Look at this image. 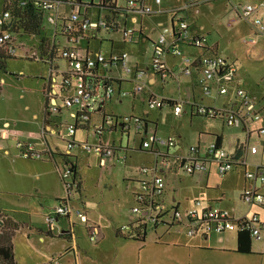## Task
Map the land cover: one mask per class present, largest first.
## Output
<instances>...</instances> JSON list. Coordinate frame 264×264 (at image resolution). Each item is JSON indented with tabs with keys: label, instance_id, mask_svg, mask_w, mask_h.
<instances>
[{
	"label": "crops",
	"instance_id": "obj_1",
	"mask_svg": "<svg viewBox=\"0 0 264 264\" xmlns=\"http://www.w3.org/2000/svg\"><path fill=\"white\" fill-rule=\"evenodd\" d=\"M198 1L199 0H196V3L191 5V0H169V2L165 1L164 3L161 0L160 4H157L155 0V10L151 9L153 14L150 16H142L136 12H129L125 16L118 18L117 22L120 24V29L117 32L109 30H88L82 34V38H80L79 42L76 44V48L80 49L82 52H87L91 55L97 53H103L106 55L107 53V57L128 54L130 57V65L134 68L146 71L142 93L136 95L131 94L133 100V103H131L132 110L135 109L134 103L136 102H140L146 107L143 111L145 117L135 116L133 114L121 116V113L113 112L120 110L119 107H125L127 105L129 97H123L121 93L124 91H130L133 88V82L127 79L120 65L111 66L108 71L100 68L99 72L101 74L100 77L103 85H113L116 93L110 99H101L99 101L98 105H100V108H97L96 112L93 113L89 125H85L86 127L81 126L76 131V134L73 137L74 141L77 143L84 142V139L78 135L79 130H84L86 132V143L89 139L90 130H94L97 134H99V129L97 128L103 124L106 116H129L133 118H142L146 121L143 138L149 137L152 134L157 136L159 120L152 117V113L155 111L159 112V115H162L166 113L172 114L173 111L174 115V110L172 106L169 105L164 106L161 109H150L147 106V100L152 96L169 100H183L184 107L181 116H174L180 119L183 115L189 114L191 118L190 123L193 124L194 118L204 117L195 113L196 109L202 106L216 110L235 111L239 113L244 112L240 101L235 96V88L239 87L244 89L252 97L255 103V112L262 115V119L260 121H254L252 118H246L242 125L230 127L226 124L225 119L221 117H204L216 120L215 122H219V127L215 128L209 127L206 124H199L198 134L196 136L190 137L189 139L183 138V144L181 147L179 143H176V146L173 149L165 151L170 156L169 166L163 167L162 159L154 155L152 160L153 165L150 168L142 167L150 169V174H141L140 170L142 168L139 170L141 176L125 174L126 180L130 183L129 185L127 184L125 188V193L126 196H128V199L124 200L125 210L122 215L117 214L116 211L103 212L101 209L95 211L86 210L87 204H85L84 199L79 203L85 204L86 209H84V211L75 210L70 201H67V203L70 204L75 211L86 213L89 224H93L99 228L97 241L95 243L88 241L87 243L81 239V235H79L77 230L81 227L78 224V219L76 218L77 216L75 213L67 216H61L56 222L54 231L50 232L47 227L46 231L38 229L36 234L40 236V242L43 247L53 246L55 240H62L64 243L61 247L64 253L59 254V256H57L58 254L52 256L49 254L47 259L32 256L30 253V264H62V258L68 260L69 263L71 255L73 256L75 264H135V261H137L138 264H149L147 263V255L144 256V258L142 257L144 249L146 248V242H149L150 240V242L154 241L157 244L161 241H158V238L162 239L163 237L168 236H174L172 243L179 249V251L176 252V254L180 257L177 258V260H179L177 264H264V227L262 228V235L259 240L252 238V252L250 254H240L236 252L238 248L239 233L237 231H224L222 233H218L215 229H212L206 233L199 232L197 235L190 237L184 227V231L179 230L175 235H167L169 233L166 232L171 229L170 227L164 226L167 229H160L159 227L161 226H157L150 228L152 229V234L150 236L148 234L146 235L144 243L133 240H124L119 238L116 234L117 229L130 224L131 210L136 206L135 192L139 189V183L143 180L149 179L153 174L162 176L165 180L166 189L162 200L164 205L167 208H170V210L175 209L181 213L183 208L184 211L187 212L196 207V202H201L202 208L205 207L229 211L235 218L257 215L261 223L264 224V202L262 205H247L242 200L243 191L253 184V182L247 180L246 172H255L260 167H264V135L260 132L264 129V79H256L254 80L255 83H252L248 79H244L235 64L233 62L230 63L227 58L221 54V39L214 38L212 31L207 29L204 24L194 26L192 23L193 18L191 17V12H193L195 16L202 15L200 6H198ZM252 1L254 2H251V0H227L228 5L227 8H225V11H223L221 21L224 18H227V24L229 23L230 25L238 22L239 20L231 22V20L235 19L238 15L237 10L234 9L237 5L251 3L259 8V6L264 3V0ZM117 4L119 6H123L126 4V0H123L121 3L117 0ZM144 5L149 8V1L144 0ZM214 7L215 4L210 3L209 8ZM174 10H179L180 14L177 15V18L182 16L184 21L188 24L189 36L191 38L205 37L207 39V45L205 48H197L190 43L182 42L179 44H172L171 42L168 45L163 58V70L155 71L152 68V56L162 27H171L174 31L178 29L177 19L170 13ZM3 11L4 0H2V12ZM71 11L72 9L70 6H64L61 12L63 18H67ZM2 12H0V14ZM89 13L95 15L97 11L91 9ZM261 15L264 17V8H259L251 19H261ZM152 19L153 26L149 24V21ZM45 24L46 25L42 32V38L47 39L50 45H56L59 43L64 46L66 44L65 38H63L58 31H56L55 27H51L47 23ZM219 26H223V23L219 22ZM249 26L251 25L249 24ZM124 28L134 29L139 32L138 37L133 43L126 42L124 40L121 32V29ZM46 30H49L51 33L50 36H48ZM253 32L255 33V31ZM118 33L121 35L123 43L120 48H117V39L114 36ZM31 38L35 39L39 37L32 36ZM39 41L40 38L37 42V48L39 46ZM103 42L110 43L111 47L109 52H104ZM14 44L16 46V38L14 39ZM132 46L138 47L139 49L134 52L131 50ZM175 47L182 52L183 56L189 57L192 61H194L195 65L192 67V74L190 76H186L182 72L184 68L188 67V65L184 62L183 57L173 55L172 51ZM143 52H145V56L142 54ZM210 54L221 56L228 64L234 65L237 69V77L234 83L229 87L227 94H219L215 86H212L211 94L206 95L203 88L199 84V79L202 77V73L201 69L197 65V62L203 56ZM47 55H49L48 52ZM30 56H27L26 58L30 60L33 57H38L39 53L34 52V54H32L31 57ZM255 60L259 61L260 58L256 56ZM54 64H56L53 67L54 69L59 68L60 70H64L67 67V64L66 66H62L60 64V60L56 61ZM51 72L52 70L49 66L50 76ZM252 84L257 86V89L254 91H251L250 88ZM102 91L104 90L102 89ZM54 93L56 96H60V100L63 104L65 91L60 90V88L55 90L52 89L50 96L53 97V95H55ZM51 101L52 104L55 102L56 105L58 104L56 99H52ZM64 108L69 114L70 120H72L71 113L73 109H68L65 106ZM26 109L29 111V106H26ZM62 112L63 111L60 107V111L52 112V115L48 119H45L44 111L41 118L35 113L27 119H18V122H21V124L25 126V129L22 130L12 128V119L0 114V127L9 125L8 130L10 132L7 139L0 138L1 159H9L13 156L15 144L18 148V143H32L35 151L43 154V158L39 160H42L40 162L46 166L44 169L48 171L47 177L50 182L47 186L49 188L52 184L56 188L60 187V183L58 184V175L60 182H62L61 173L64 172L66 168H69V164H66L65 160L60 155H69L70 165L75 164L77 166V172L79 173L78 159L82 152H84L80 147L69 151L68 134L65 137H60L61 133L57 128V123L54 121V116L57 117V114L61 115ZM70 123H66L65 126L67 127ZM17 124L18 123L15 125L17 126ZM105 133L107 134V137L105 142H103L102 135ZM131 133L124 132L120 125H114L111 128H103V131L100 133V144H110L115 150V158L110 161L105 168L101 167L102 171L109 170L110 174H113L115 168L119 166L117 163L121 164L122 161H126L127 164V161L133 157L132 153L128 151L127 147H124L122 143L123 136L125 135L129 138ZM178 133L179 132H176L174 128H172L171 131H168V134L162 135H164L163 137L176 136L174 138L177 142L178 138H182V135ZM117 134L120 135L118 145L116 143ZM134 134L137 135L136 133ZM218 138H220L219 147L230 153L234 160L243 162L244 164L237 166L233 171L224 176L218 175L216 173V168L213 165L210 171L205 175H189L191 178L184 179V174L186 173L180 170L178 159L188 155L190 150L194 147L199 149L200 156H206L208 146L212 143H216ZM58 140H62L66 143L65 149L61 147ZM140 140L142 142L141 137ZM254 149H256L255 152H253ZM140 150L143 151V149H141V145ZM121 151H124V153ZM19 152L21 154L20 149ZM85 152H92L91 159L94 161L97 160L100 165V158L95 151ZM16 163L17 162H14V164ZM53 179L54 182H51ZM109 185L110 189L113 190L114 184L110 182ZM256 186L264 195V185L256 183ZM81 192L82 187L79 189V193ZM54 197L55 199H58V201L63 200L58 194ZM185 199L188 201H185ZM114 201L116 208V204L120 202V199H114ZM192 201L195 206L192 205ZM61 204L64 203H59V205ZM186 212L181 214L184 215ZM21 224L23 228L24 224ZM81 224L88 237L85 224ZM27 225L32 230L31 226L29 224ZM63 235H65V237H61ZM44 236L49 237V240L46 241ZM51 257L52 260L48 262ZM152 264H164L159 261L158 253L155 254Z\"/></svg>",
	"mask_w": 264,
	"mask_h": 264
},
{
	"label": "built area",
	"instance_id": "obj_2",
	"mask_svg": "<svg viewBox=\"0 0 264 264\" xmlns=\"http://www.w3.org/2000/svg\"><path fill=\"white\" fill-rule=\"evenodd\" d=\"M102 0H37L36 6L39 11L43 13L45 23L51 27H55L56 31L65 38L66 44L59 45V57L67 64L66 69L51 68V76L49 82L51 89L62 88L66 94L63 98V104L68 109H73L71 113L72 123L67 125L68 133V150L72 151L74 148L80 147L83 151H95L100 158L101 167L105 168L115 158L114 148L108 145L98 144L97 146H90L87 143H77L73 137L77 131V122L79 126H85V123L91 120L93 113L96 112L99 101L102 99H110L115 93L113 85H103L101 77L100 81H91L88 79V73L99 65L103 70L108 71L111 66L120 65L124 71L127 79L133 82V88L130 91L121 93L123 97L131 94H141L144 88V81L146 71L134 68L130 65V57L128 54L119 56L107 57L103 53L94 55L82 52L76 48V44L82 38V34L88 30L110 31V27H114L113 21L106 19V13L90 14L87 9L91 3L99 4ZM109 1V0H107ZM157 4L161 0H156ZM196 0H191V5L195 4ZM109 5V2L106 4ZM70 6L72 11L67 18L62 16V8ZM129 12H136L142 16H150L153 14L151 8L144 5V0H126V4L119 6ZM259 8H264L262 3ZM251 3L237 5L234 9L237 10V17L231 22L242 20L249 23L256 35L264 37V23L261 19H251L259 9ZM177 19V30L174 31L171 27H162L155 44L154 53L152 56V68L155 71L163 70V58L167 51L168 45L179 44L182 42L190 43L197 48H205L207 39L205 37L189 36L188 24L183 17L177 18L180 14L179 10L170 12ZM12 20L9 11H3L0 14V46L4 52L12 57L16 55V46L14 44L15 36L10 32H3L5 25ZM122 36L126 42L133 43L138 37L139 32L134 29H121ZM256 39H250V43H255ZM173 55L183 57L184 62L188 67L182 70L183 74L190 76L192 74V67L195 65L191 58L182 55V52L175 47L172 51ZM39 59L38 57H33ZM197 65L201 69L202 77L199 79V84L203 88L206 95L211 94L212 86H215L219 94H227L229 87L234 83L237 77V69L234 65L228 64L224 58L216 54L203 56ZM59 87V88H57ZM102 89L104 91H102ZM55 94V93H54ZM53 96H56L53 95ZM235 96L240 101L244 112L239 113L235 111H223L210 109L207 107H198L195 111L197 115L207 118L221 117L225 119L228 126H240L246 118H252L254 121H260L262 115L255 112V103L252 97L242 88H235ZM172 106L175 116H181L184 107L183 100H169L163 98L150 97L147 100V106L150 109H161L164 106ZM56 102L52 104L51 112H55ZM142 118L133 117H115L106 116L103 124L97 129L100 133L103 128H111L114 125H120L122 130L126 133H136L141 137V149L149 150L151 153H156L157 157L162 159V166L167 167L170 164V156L165 151L173 149L176 146L174 137L159 138L155 134L143 138L146 123ZM9 125L0 127V138L7 139L9 137ZM264 135V129L260 131ZM18 148L24 157H31L33 159L43 158V154L36 152L34 145L30 142L18 143ZM256 149L253 150L255 152ZM161 155V156H160ZM180 170L188 175H205L214 165L216 173L224 176L233 171L237 166L244 164L234 160L230 153L219 147L216 143H212L207 148L206 156H200L199 149L194 147L189 154L178 159ZM150 169L142 168L141 174H150ZM64 176H69V172L65 170L62 172ZM248 181L253 182L242 193V200L247 205H262L264 202V195L257 188L256 183L264 185V167H260L255 172H246ZM139 189L135 192L136 206L131 210L130 224L124 225L120 228L122 233H129L132 224L137 221H142L148 227L153 228L157 226H183L186 228L190 237L197 235V233H206L215 229L218 233L224 231H249L251 237L259 240L262 235V228L264 224L261 223L257 215L251 217H237L235 218L229 211L201 207V202H196V207L187 211L184 215L178 210H170L163 203V195L165 193L166 184L162 176L151 175L147 180L139 183ZM69 188V187H68ZM75 213L79 221L85 224L88 232V239L91 243L97 241L99 235V228L93 224H89L86 213L75 211L70 204L64 203L58 205L55 209L48 211L45 214V220L50 232L55 230L56 222L59 217L67 216Z\"/></svg>",
	"mask_w": 264,
	"mask_h": 264
},
{
	"label": "rangeland",
	"instance_id": "obj_3",
	"mask_svg": "<svg viewBox=\"0 0 264 264\" xmlns=\"http://www.w3.org/2000/svg\"><path fill=\"white\" fill-rule=\"evenodd\" d=\"M148 1L149 8L155 10V0ZM162 1L163 3L165 1L169 2V0ZM118 2L121 3L123 0H118ZM198 2L202 15L195 16L191 12L194 26L204 24L207 29L212 31L214 38L221 39V54L230 63L233 62L235 64L244 79H248L252 83H255L254 80L256 79H264V37L256 35L252 27L244 21L239 20L232 25L227 24V18L221 21L223 11H225L228 5L227 0H199ZM251 2L254 1L251 0ZM210 3L215 4V7L209 8ZM0 12H2V0H0ZM261 19L264 23L263 15H261ZM219 22L223 23V26H219ZM149 24L153 26V19L149 21ZM46 31L48 36H50L51 33L49 30ZM114 36L117 39V48H120L123 45L121 35L118 33ZM15 38L16 55L14 58L7 60L6 73L0 72V114L12 119V128L22 130L25 129V126L21 122L19 123L18 119H27L35 113L40 118L43 116V86L49 81L50 75L48 65L42 63V61H33L26 58L27 56H32L34 52H38L37 42L39 38L32 39L25 35H16ZM253 38L256 39L254 44L250 43V39ZM103 47L104 52L110 51V43L103 42ZM138 49V47H131V50L134 52ZM142 54L145 56V52ZM256 56L260 58L259 61L255 60ZM60 64L66 66V63L62 60H60ZM250 88L251 91H254L257 89V86L252 84ZM128 97L127 105L125 107H119L120 110L113 112H119L121 116L133 114L135 116L145 117L143 111L146 106L140 102H136L134 103L135 109L132 110V95ZM58 104L63 112L61 115L57 114V117L54 116V121L57 123V128L61 133L60 137H65L68 134L65 124L72 122V120H70L69 114L60 99L58 100ZM26 106H29V111H27ZM152 117L159 120L157 137L167 138L163 137L164 135L162 134H168V131L174 128L176 132H179L178 134L182 135L181 139L176 138L180 147L183 144V138L189 139L198 134L199 124H206L209 127L215 128L219 127V122L204 117L194 118V123L191 124L189 114L183 115L178 119L173 115V111L172 114L166 113L162 115L154 111ZM16 123H18L17 126L15 125ZM78 135L84 139L83 143H86V132L79 130ZM106 137V133L102 135L103 142H105ZM119 138L120 135L117 134V145L119 144ZM58 142L65 149L66 143L62 140H58ZM100 142V135L94 130H90L87 144L97 146ZM122 143L132 153L133 157L127 161V164L126 161H120L121 164L117 163L119 166L115 168L113 174H110L109 170H101L99 162L91 159L92 152H82L78 159L82 187L81 193L76 188L72 192H69L66 185L60 182L59 175L58 184L60 183V187L56 188L52 184L49 188L47 186L50 182L47 177L48 171L44 169L46 166L40 162L42 160L25 158L20 154L16 144H13L14 151L12 157L9 159H1L0 157V208L7 211L15 220L24 224V227L21 229L22 232L17 233L13 240L18 264H30L31 254L32 256L47 259L49 254L51 256L58 254L57 256H59V254L64 253L61 247L64 243L62 240H55L53 246L43 247L40 242V236L36 234L38 229H43L42 231L47 230L44 216L50 209H55L59 205L58 199L54 197L56 194L61 196L63 200H67L69 197L70 203L75 210L84 211L86 209L85 204H87L86 210L95 211L101 209L103 212L116 211L117 214H124V200L128 199L125 188L130 183L126 180L125 174L141 176L139 172L140 168H150L153 165L152 160L154 154L148 150H140V137L133 132L129 138L124 135ZM124 151L121 152L124 153ZM14 162L17 163L14 164ZM184 175V179L191 178L187 174ZM51 182H54V179ZM110 182L114 184L113 190L110 189ZM67 183H72L71 177L67 178ZM83 199L85 204L79 203ZM114 199H120V202L116 204V208ZM185 201L188 200L185 199ZM192 205L195 206L193 201ZM184 212L186 211L182 208L181 213L183 214ZM77 221L81 227L77 229L78 233L81 235V239L88 243L89 240L86 231L82 228L79 219ZM27 224L31 226L32 230ZM159 228L167 229L164 226ZM170 228L166 232L169 233L167 235H175L179 230L184 231L183 226ZM147 234L150 236L152 229L149 228ZM44 237L46 241L49 240V237ZM173 237L158 238V241H161L157 244L149 240V242H146V248L144 249L142 257L144 258L147 255V263L152 264L155 254L158 253L160 262L164 264H177L179 262L177 258L180 257L176 252L179 249L173 245ZM51 260L52 257L48 262ZM61 263L75 264V261H73V256L71 255L69 263L64 258L61 259ZM136 263L138 264L137 261H135Z\"/></svg>",
	"mask_w": 264,
	"mask_h": 264
},
{
	"label": "trees",
	"instance_id": "obj_4",
	"mask_svg": "<svg viewBox=\"0 0 264 264\" xmlns=\"http://www.w3.org/2000/svg\"><path fill=\"white\" fill-rule=\"evenodd\" d=\"M37 0H4V11H9L11 13V22L4 26L3 32H10L14 36L16 35H25L28 37H39V59L31 58L33 61H42V63L47 64L50 68H53L54 64L58 60H62L59 57L58 49L59 45H50L47 39L42 38V32L45 27L44 15L39 11V7L36 6ZM96 1V0H93ZM109 2V5L106 4ZM87 9V12H90L91 9L97 11V13H106V19L110 22L113 21L114 27H110V31L117 32L120 29V24L117 22V19L125 16L127 11L121 7H118L117 0H102L99 4L91 3ZM47 52L49 55H47ZM14 57L6 54L3 48L0 46V72L6 73V63L8 59ZM101 67L96 65L89 73L88 79L91 81H100V72ZM44 93V117L48 119L51 115L52 99H56L57 102L60 99V96H50L51 84L50 82L44 84L43 86ZM60 90H63L60 88ZM66 94V92H65ZM55 107V112L60 111V106L57 104ZM90 122V121H89ZM89 122L85 125H89ZM146 123V121H144ZM78 128L79 123H76ZM86 127V126H85ZM146 128V127H145ZM220 138L217 140V145L219 146ZM21 153H23L21 151ZM156 154V153H153ZM66 164L70 165L69 158L67 154L60 155ZM161 156V155H160ZM29 159H33L29 157ZM67 166V165H66ZM69 172V176L72 178V183H67V176H64L61 173V179L64 185H66L69 192H72L76 188L79 192L81 188V180L79 178V173L77 172V166L71 164V167L66 168ZM69 187V188H68ZM70 201L69 197L67 200H59V203H67ZM166 226V225H164ZM175 225H168L167 227H174ZM150 227H148L141 220L132 224L131 230L129 233H122L120 229H117L116 234L119 238L124 240H133L136 242L144 243L146 240V235ZM22 229V224L15 220L7 211H4L0 208V264H17L15 257L14 249V237L17 232ZM65 237V235L61 236ZM252 237L249 231H243L238 233V248L237 253L240 254H250L252 251Z\"/></svg>",
	"mask_w": 264,
	"mask_h": 264
},
{
	"label": "water",
	"instance_id": "obj_5",
	"mask_svg": "<svg viewBox=\"0 0 264 264\" xmlns=\"http://www.w3.org/2000/svg\"><path fill=\"white\" fill-rule=\"evenodd\" d=\"M69 167H71V165H69Z\"/></svg>",
	"mask_w": 264,
	"mask_h": 264
}]
</instances>
